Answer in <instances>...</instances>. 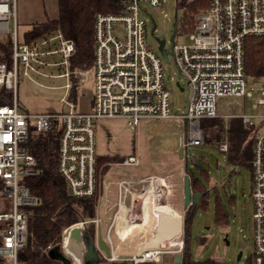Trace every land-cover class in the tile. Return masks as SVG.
<instances>
[{"label":"built area","instance_id":"obj_1","mask_svg":"<svg viewBox=\"0 0 264 264\" xmlns=\"http://www.w3.org/2000/svg\"><path fill=\"white\" fill-rule=\"evenodd\" d=\"M140 2L152 6L160 4V0H121L122 7L118 12L95 15L93 64L89 70H79L69 67V58L74 52L71 40L64 38L59 30L34 42L20 40L15 28V0H0V40L9 36L11 41L9 61H0V88L11 93L10 103L0 104V196L5 195L10 203L9 210L0 212V264H25L17 256L26 241L24 207L36 205L38 198L24 183L25 176L37 173L36 161L26 151L24 141L30 126L44 133L52 119H57L61 125L57 169L68 193L77 198L95 197L94 216L89 221L93 223L96 251L101 254V257L97 254L96 264H157L166 256L173 259L176 254H181L182 229L177 234L145 242L149 238L146 234L153 237L158 230L170 229L168 224L162 223L165 216L158 210V206L170 205L168 175L120 178L116 180V198L108 201L107 192L103 191L104 180L98 174L103 165L97 166L94 119L122 117L131 129H136L141 120H187L189 138L181 144L185 147L200 144L199 120L217 117L220 97H251L244 82V38L264 36V0H208L207 7L194 17L190 42L172 45L168 54L176 66V82L186 90L185 109L180 114L173 113L170 108V91L164 85L161 55L145 40L146 21L139 15ZM174 24L173 33L176 22ZM47 67L60 68L62 72L55 76L67 79L61 97L65 109L35 114L20 110L17 99L19 71L32 79L34 75H47L43 71ZM72 78L78 83L85 79L92 82L90 111H81L68 98ZM251 107L260 112L252 116L242 115L246 129H251L252 118H259L264 127V86ZM217 147L226 153L227 141ZM138 163L137 156L128 154L113 164L136 167ZM250 171L253 228L250 260L241 262L240 256L233 263L195 261L192 264H264V129L255 132ZM124 185L130 188H123ZM144 208L150 216L146 221L143 220ZM121 209L130 213V217H124L125 222L132 220L131 223H136L126 237L136 234L139 237L127 256L115 255L110 239ZM139 214H142L141 219ZM59 218L60 213L54 216V220ZM104 219L107 223H103ZM86 222L73 225L79 224L83 233ZM59 223L62 246L63 232L73 225ZM102 223L109 254L98 245L99 236L103 237ZM71 259L72 264H83L82 255L77 262Z\"/></svg>","mask_w":264,"mask_h":264},{"label":"rangeland","instance_id":"obj_2","mask_svg":"<svg viewBox=\"0 0 264 264\" xmlns=\"http://www.w3.org/2000/svg\"><path fill=\"white\" fill-rule=\"evenodd\" d=\"M177 3L178 0H160L159 5L152 6L140 2L139 15L146 21L145 40L155 51L158 45L156 38L164 39V49L167 52H170L173 44L190 42L189 33L177 30L173 33L172 23L176 22L182 14ZM14 10L15 28L20 40L23 38V33L30 29L32 22L44 21L57 14L56 0H15ZM153 23L155 29L151 32ZM172 34L173 39L170 40ZM167 57V62L162 60L164 85L170 91L172 112L180 114L185 109L186 90L180 91L176 86V66L172 56L168 54ZM57 58L58 56H55V59ZM43 71L47 75H34L32 79L25 77L19 71L17 99L20 110L35 114L61 112L65 109L61 97L64 95L63 85L67 79L55 76L62 70L58 67H47ZM70 81L72 82V79ZM244 82L245 89L251 91V97H220L217 102V117L221 118L218 125L230 128V141L235 136L246 141L250 133L243 124L242 115L252 116L260 112L259 109H253L251 104L259 97L260 88L264 86V78L245 76ZM92 90V82L85 79L84 82L78 83L77 89L73 86L69 90L68 98L75 94V102L80 110L90 111ZM226 114L230 117L226 118ZM252 121L250 130L264 129L259 123V118H252ZM93 125L98 156L134 154L139 159V165L136 167L117 166L113 164L114 161H110L107 163L112 164L98 172L99 177L105 181L103 191L107 192L109 202L116 198V180L139 178L149 173L160 172L164 167L168 169L164 171L167 174L158 175H168V184L173 189L171 194L176 197L175 201L180 200L182 179L186 174L182 165L186 164L197 175L199 171L194 164L201 165L208 173L209 186L214 185L216 193L221 198L228 214V223L222 227L214 222L212 194L201 203L198 202L192 216L187 246L189 260L195 262L215 259L217 263H233L239 251L242 254L241 262L250 260L253 249L252 204L249 195L250 169L229 162L227 154L220 151L213 143L201 141L200 144L189 147L182 145L181 141L189 138L190 124L187 120L174 118L141 120L136 129H131L122 117L95 118ZM123 188L129 189L130 186L124 185ZM9 209V199L5 195L0 196V212ZM165 214L168 215L167 212ZM103 223L101 238L105 242ZM118 227L115 225L110 233L111 243L115 247L114 254L130 255L131 247L136 244L139 237L135 233L136 235L128 238L117 231ZM146 236L150 237V234ZM225 236L226 239H224ZM97 254L101 257L100 253ZM169 260H171L170 256H166L163 262L157 264H165Z\"/></svg>","mask_w":264,"mask_h":264},{"label":"trees","instance_id":"obj_3","mask_svg":"<svg viewBox=\"0 0 264 264\" xmlns=\"http://www.w3.org/2000/svg\"><path fill=\"white\" fill-rule=\"evenodd\" d=\"M208 0H178L177 6L182 14L176 20V30L189 33L195 21V15L203 11ZM57 14L55 17L44 21H34L30 29L23 33L25 42H34L51 35L59 30L63 37L74 44V52L69 58L71 69L89 70L93 64V24L97 13H116L121 9V0H56ZM11 41L9 36L0 40V61L8 62L10 59ZM244 73L254 78H264V36L250 35L244 38ZM78 86L76 78H72V87ZM75 92V90H74ZM75 94L69 99L75 102ZM11 93L5 88H0V104L10 103ZM76 103V102H75ZM78 107V106H77ZM78 109H80L78 107ZM219 117L199 120L202 131V141L213 143L216 146L224 140L227 141V160L234 165L250 169L252 156V142L255 135L253 129L249 130L246 141L238 136L229 139L230 128L218 125ZM217 121V122H215ZM61 125L57 119H52L49 128L44 133L36 131L30 126L27 138L24 141L26 151L36 161L37 173L24 177V183L31 194L38 198L34 206L24 207L27 215L26 241L18 250V259L25 264H61L59 260L49 257L48 250L61 243L62 227L73 225L80 221L84 224V231L94 239L93 223L89 220L94 216L95 197H73L57 169V157ZM230 142H232L230 144ZM124 156L97 155V166L102 170L108 165L107 162L119 161ZM194 164V163H193ZM197 175L184 165V171L190 179V188L193 192L201 194L199 202L213 195L214 222L222 227L228 223V214L225 211L221 198L216 193L214 185L209 186V176L206 169L198 164ZM2 183L0 181V189ZM197 204L191 203L184 209L182 223L183 248L181 259L175 262L174 258L165 264H192L188 258V241L192 216ZM60 213L61 218L54 220V216ZM206 262H216L215 259ZM89 264V263H87Z\"/></svg>","mask_w":264,"mask_h":264},{"label":"water","instance_id":"obj_4","mask_svg":"<svg viewBox=\"0 0 264 264\" xmlns=\"http://www.w3.org/2000/svg\"><path fill=\"white\" fill-rule=\"evenodd\" d=\"M174 23H172V28L174 29ZM155 24L153 23L151 32L154 30ZM173 39V34L170 36V40ZM157 40V50L161 55V58L163 61H168V53L164 49V39H158ZM176 86L179 88L180 91H182L184 88L180 86L179 82H176ZM197 123V122H196ZM182 204L184 207H187L191 203L197 204L199 202L201 194L199 192H193L190 188V179L188 174H184L183 177V188H182ZM226 239V236L224 237ZM70 240L74 241L77 245V247L81 250L82 253V259L83 264L91 263L96 264L98 256L96 247L94 244L93 239L88 235L86 231L83 233L81 232L80 226H74L72 227V231L70 234ZM98 245L100 248L104 250L106 254H109V249L106 245V243L102 240L101 236L98 238ZM49 257L59 260L61 264H72V259L70 256H68L65 251L63 250L62 246L60 244H57L53 247H51L48 250ZM241 251H239L236 255V261L240 259ZM181 259V254H176L174 261L179 262Z\"/></svg>","mask_w":264,"mask_h":264},{"label":"bare ground","instance_id":"obj_5","mask_svg":"<svg viewBox=\"0 0 264 264\" xmlns=\"http://www.w3.org/2000/svg\"><path fill=\"white\" fill-rule=\"evenodd\" d=\"M147 203V201H146ZM144 204V203H143ZM148 204V203H147ZM146 205V204H145ZM164 207L161 208L160 210V207H159V211H161L160 213H162L163 216H165L164 218H162V223L164 224H167L170 220L173 222V225H170V223L168 224L170 226V229L168 231H165V230H158L156 234H154V239H157L159 238L160 236H163V235H169L171 236V234H177L178 231H179V227H180V222H181V216L179 213L175 212L173 209H171V207L168 205V204H165L163 205ZM153 212V210H152ZM168 213L165 214V213ZM128 216L130 217V213H129V210L127 211H124V209H121L118 214H117V221L121 219V217L123 218V224H124V234H126L127 232H129L131 230V228H133L136 223H131L132 220H128V222H125L124 220V216ZM140 216L138 217L139 219L142 218V214H139ZM147 211H145V213L143 212V220L146 221L147 220ZM136 218V215L134 216ZM133 217V218H134ZM150 218V216H148ZM167 223H166V222ZM74 226H79V224H76V225H73ZM71 231H72V227L70 228H67L64 232H63V235H62V246H63V250L65 251V253L68 255V256H71L74 261H79L80 260V257L82 255L81 253V250L82 249H79L76 245V243L74 241H71L70 240V234H71Z\"/></svg>","mask_w":264,"mask_h":264},{"label":"crops","instance_id":"obj_6","mask_svg":"<svg viewBox=\"0 0 264 264\" xmlns=\"http://www.w3.org/2000/svg\"><path fill=\"white\" fill-rule=\"evenodd\" d=\"M176 168V167H175ZM182 168L184 169V165H182ZM170 169V168H169ZM172 169H174V168H172ZM168 169L166 168V167H164L163 168V170L162 171H160V172H157V173H149L148 175H151V174H156V175H158V174H167V173H164V171H167ZM181 175V174H180ZM147 176V175H146ZM183 177H184V175H183ZM103 179V178H102ZM104 180V179H103ZM104 183H105V181H104ZM171 187V185H169L168 186V193H169V196H168V203L170 204L169 206L171 207V209H173L175 212H177V213H179L180 214V216H181V222H180V227H179V230L180 229H182V223H183V214H184V209H185V207L183 206V204H182V195H183V192H182V188H183V179H182V184H181V196H180V200H177V201H175V199H176V197H173V195L171 194L172 193V188H170ZM115 190H116V188H115ZM165 193V192H164ZM172 197V198H171ZM145 204L146 205H148L147 203H146V201H145ZM160 207V206H159ZM159 207H158V209H159ZM161 208L162 207H160V210H161ZM124 211H127L126 209H124ZM145 211H147L145 208H144V210H143V212L145 213ZM162 214V213H161ZM125 217V216H124ZM106 221V220H105ZM123 218L121 217V219H120V221L118 220L117 222H116V225H117V227H118V229H117V231H119V233L120 234H124L125 232H124V230H125V228H124V224H123ZM166 222V221H165ZM105 223H107V221L105 222ZM167 223V222H166ZM170 223V225H173V222L170 220L167 224H169ZM130 232V231H129ZM129 232H127V233H129ZM179 232V231H178ZM126 233V234H127ZM125 234V235H126ZM154 241V240H156V239H154V236L153 237H149L145 242L147 243V242H150V241Z\"/></svg>","mask_w":264,"mask_h":264}]
</instances>
